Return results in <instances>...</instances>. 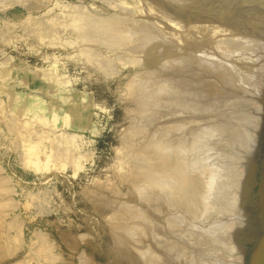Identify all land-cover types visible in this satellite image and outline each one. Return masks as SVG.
<instances>
[{
  "label": "bare ground",
  "instance_id": "obj_1",
  "mask_svg": "<svg viewBox=\"0 0 264 264\" xmlns=\"http://www.w3.org/2000/svg\"><path fill=\"white\" fill-rule=\"evenodd\" d=\"M44 1L0 0V8L4 12L6 6L20 2L38 9ZM155 1L159 5L179 3L183 6V13L173 8L165 11V17L160 12L161 15L139 16L122 10L92 15L70 1L71 12L62 20L51 15L44 21L29 15L23 22L25 29L41 40L46 29L54 30L62 25L71 30L80 42L78 49L81 55L107 73H112L113 68L110 58L100 51L99 47L103 45L126 51L123 55L125 62H141L148 66L144 73L137 71L140 75L143 73L141 76L133 74L127 80L129 95H126L127 100L130 97L134 102L131 110L139 116L138 119H150L145 121L153 122V127L146 132V140L144 138L142 142H136L134 138L125 140L130 136L127 133L129 136L125 135L122 141L126 157L120 166L117 164L119 167L113 177L95 183L87 191L91 203L105 219L111 252L123 255L128 264H244V253L234 232L246 222L240 205L241 190L247 158L258 147V127L264 112L259 105H253V110L250 108L255 103L252 99L258 94L262 97L263 93L264 30L257 28L255 23L260 24L256 13L264 12V0H225L226 5L223 6L227 7L226 13L232 8L242 7V21L240 14H223L219 7L214 9L216 14L210 16L207 12L210 9L203 7V2L196 5L199 0ZM210 1L207 3H215ZM118 5L121 9L125 6ZM48 7L45 13L51 10ZM195 7L200 10L195 9L193 13ZM188 13L192 15L189 14L185 20L180 19ZM226 16L234 18L235 25L239 23L237 32L243 40L235 37V33L226 36L236 29ZM252 18L253 22L256 21L255 26L250 20ZM3 22L8 30L4 39L12 41L17 38L15 22L9 18ZM190 22L193 23L190 25ZM198 25L205 26L200 34L194 30ZM250 31H253L252 36ZM253 37L254 40L250 39ZM234 50L239 51V54L235 52L238 57L234 55ZM231 53L238 58L236 70L231 62V66L227 64L231 60H225L226 55ZM187 58L192 61L197 59L201 67L207 64L210 73L221 78H217L220 82L229 83L228 97L221 93L222 100L218 97L213 101L208 99L207 91L201 86L203 80L210 77L205 79V76L202 80L199 77V80L191 82L185 70L189 67L190 71H194L198 66L196 62H186ZM179 69L186 73L184 77H181L183 72L176 74ZM53 71L39 70L33 76L27 68L19 70L7 57H0V125L12 135L13 144L20 148L26 167L29 165L37 171H50L72 164L76 172L83 166L86 156L85 153H75L76 140L78 131L87 128L91 122V103L90 99L84 103L77 101V96L69 92L61 80L58 81ZM17 73L21 83L28 78L30 85L51 92L53 98L47 102L36 93L17 89L11 83ZM210 80L207 81L212 88L216 87L213 85L216 82L212 84ZM237 85H244L248 93L240 96L243 90H237ZM62 96L64 104L59 99ZM70 97L76 99L73 104ZM220 108L223 109L221 112ZM217 110L219 113H216ZM141 124L147 127V124L140 123L134 129L130 124L134 129L132 133L138 134L147 129L140 128ZM240 147H243L242 152H239ZM121 183L128 185V192L122 191ZM13 191L0 162V261L14 253L22 243ZM11 229L15 230L14 235ZM34 234L36 240L29 245L31 257L37 264H54L57 256L52 251L53 243L40 230ZM70 243L76 245V237L72 236ZM85 254L79 255L80 264H95ZM116 260H121L120 256H115L113 264ZM17 264L27 263L19 259Z\"/></svg>",
  "mask_w": 264,
  "mask_h": 264
},
{
  "label": "rangeland",
  "instance_id": "obj_2",
  "mask_svg": "<svg viewBox=\"0 0 264 264\" xmlns=\"http://www.w3.org/2000/svg\"><path fill=\"white\" fill-rule=\"evenodd\" d=\"M207 1L208 0H203L200 3L199 0V3L197 2L196 5L199 6L203 2V7H205L207 10L212 9L211 11H207L208 15L210 16H214L216 14L214 9L217 7H219V10L223 11V14L229 13V15L234 14L235 16L240 14L241 17L243 15H241L242 7H239L240 10L238 8H232L233 10L231 12L226 13L227 7L223 6L224 4L226 5L225 0H211L210 3L215 2L213 4H208ZM69 2L72 5L81 6L79 8L84 9L87 13L92 15H106L111 14V12L114 13L116 11L122 10L124 13L129 15L137 14L139 16H146L147 14L151 15L156 13L157 15H161L160 13H162L165 17V11L167 9L174 10L176 8L178 13H183V6L181 7L179 3H175L179 7L172 4L171 2L170 4L169 2H166L159 5V3H157L155 0H45L38 9L36 7H28L24 3L20 4V2H13L8 5V7L6 6L4 12L3 9L0 8V57H7L14 67L19 68V70L21 67L27 68L28 72L33 76L39 70L48 71L50 69H54L53 73L57 77L58 81L61 80L62 83L65 84L69 89V92H72L75 96H77V101L84 103L86 100L90 99L92 108V115L90 119L91 122L89 126L78 131V141L76 140L77 147H75V153L77 155L80 152L85 153L86 156L83 160V166L76 172L72 164H68L64 169L55 168L50 171H37L29 165L26 167L22 161L20 148L16 144V146L13 144L12 135L6 130V128L0 125V162L3 165L5 174L8 175L10 184L14 188L13 197L17 204L15 212L18 214V221L21 225L20 231L22 238V243L19 242L20 247L16 249L14 253L1 260L0 264H17L19 259H24L27 264H37V261L30 255L29 245L35 242L36 238L34 233L38 230L44 232L50 242L53 243L52 251L57 256L54 264H80L81 259L79 255L84 252L88 255L87 256L85 254L90 259V261L95 264H113L115 256H120L121 260H116V263L114 264H118V262H120V264H128L127 259L123 255L111 252L108 244L110 241L105 219L101 215V212L94 206L93 203H91L92 201H90L88 198L87 191L89 187L92 185L94 186L95 183L97 184L99 181H105L113 177L112 175H114V171L118 169L117 166L126 157L123 154L124 142H122L123 139H125V135H130H128L129 137L126 136V138L128 137L129 139L125 140L135 139L136 142H142L146 140L144 137L146 132L150 127H153L152 124L154 123L152 122L151 124V121L148 122L150 119H146V117L143 118L144 120L138 119L139 116L135 115L133 113L134 111L131 110L134 107V102H131L132 99L130 97V100H127L128 96L126 95H129V91L126 86L127 80H129L135 74L140 75L138 73L140 71L144 73V69H146L148 66H145L147 65L146 63L143 64L141 62H131L132 64L134 63V65H137H135V67L129 63L130 61L125 62L123 60V55L126 53V51L114 50L103 45L99 47L100 51L105 52L108 58H110L113 68L112 73H107L98 65L92 63L85 56L81 55L78 49L80 42L77 40L76 35L71 30L65 29L62 25L57 26L54 30L46 29L47 32H45L43 40L38 38L35 34H32L29 30L27 31L25 29L23 21L29 15H33L35 18L44 21L55 16L56 19L57 17H59V20L64 19L66 17L65 15H67L68 12H71L70 10L72 7ZM217 2H219V4ZM64 3L67 4L65 5ZM118 4H123L125 6L121 9ZM145 4L147 7L144 6ZM205 4L209 7H207ZM142 5L144 7H141ZM212 5H214V7H211ZM47 7L51 10L45 13L44 11H46ZM180 8L181 11H178ZM195 9L200 10L198 7H195L192 11L193 13ZM258 12L259 13L256 14L258 20H260L258 21L260 23L259 26L257 25L256 21V23L253 22V18L250 20L253 22L254 26L256 24L257 28L264 30V12ZM189 14L192 15V13H188L186 14V17L183 15L180 19H187ZM253 16H255V14ZM226 17H229L230 20L228 21L232 20V26L235 25V21L233 20L234 18L231 19L230 16ZM5 18H9L13 23L15 22L14 32L18 35V37L12 41L8 39L7 41L4 39V33L8 31L3 22ZM242 20L243 17L241 21ZM192 23L190 22V25ZM237 26L239 27L240 25L236 22V25L234 26V28H236L234 30L235 32L228 31L229 33L227 32L228 34H226V36L229 37L230 34L234 35L232 33H235V37H241L237 32V30H239ZM203 29L205 30V26L203 25L194 27L195 32L198 34H200V30ZM249 33L251 36L253 35V31H250ZM202 34L205 35L204 32H202ZM242 38L243 37H241V39ZM250 39L254 40L255 38L253 37ZM262 41H264V39ZM235 52L239 54V51L234 50V55L236 54ZM243 53L247 54L246 52ZM232 54L233 53L226 55L227 57L225 60H227V58L228 60H231H227V64L233 65V69L235 66L234 70H236V66H238V58H235L237 54L235 56ZM232 59L235 60L233 61ZM185 60H187L186 62H189L190 60L191 63L196 62L198 67L201 65L199 62H197V59L192 61L190 58H187ZM229 62L231 63L229 64ZM198 67L194 71L191 69L193 72L190 71L189 67V70L184 68V70L186 69L185 71L187 72V75L181 69L177 70L176 74H181L183 72L181 74L183 76L181 77H184L185 75L189 76L191 82H193L192 80H199V77L201 80L202 78L204 79L205 76H207L205 79L210 77L209 79L211 80L209 82H212V84L213 81L214 83L216 82V85L213 84L216 86L214 87L215 90L212 88L213 86H211V83H208L207 80L209 79L203 80V87L201 86V88H204L203 90L207 91H204L207 93L206 97L208 99L212 98V101L214 98L216 99V97H218L217 99L222 100L223 96L221 97L220 95L223 93L225 97L229 95L230 92L228 91L231 88V86H228L230 85L229 83H223V81L220 82L219 79L221 80V78L217 77L216 75L214 76L212 72L211 74L207 64H202V67H204L203 69L201 66V69ZM242 67L243 68L241 69L244 70V66ZM201 70L202 73H199ZM195 71L198 73L196 74ZM193 73H195L194 75H196V77L193 75ZM190 75H193L194 77H192L194 79H192ZM202 75L204 76L202 77ZM19 80L20 74L18 73L15 74L11 79V83H14L17 89H23L28 91V93H36L41 98H44V100L47 102L53 98L51 92L30 85L28 78H25L23 83H21ZM0 82H2L1 78ZM26 82H28V84ZM218 84H221L223 89L220 88L221 86ZM217 86H219L221 90L220 92L218 91L219 88ZM243 86L244 85H237L236 87L237 90L239 88L243 90V92L240 90L241 93L238 91L240 96L244 95L246 92V89ZM263 86L264 84L262 83V97L260 94L257 95L258 97L256 96L257 98L252 97V100L255 101V103H252L250 106L252 110L254 109L253 105H259L264 111ZM210 87L211 89H209ZM242 87L244 89H242ZM223 90L228 93L223 92ZM212 92L215 94H211ZM217 93L218 96H216ZM219 97H221V99ZM59 99L62 103H65V98L63 96L59 97ZM70 99L72 104L76 100L75 97H70ZM222 108L219 109L220 112L223 110ZM213 113H215V110ZM216 113H219L218 110ZM133 117L139 121H136ZM141 117L142 116H140V118ZM262 117V122L258 127L259 132L263 128L264 112H262ZM145 119L148 120L147 122L149 125ZM133 122L136 124L134 125ZM140 123L147 124V127L146 125H143L144 127H142V124L139 126L140 128L142 127L143 129H147H144L138 134L132 133V131L138 127V124ZM130 124L132 127H134V129ZM71 131H73V129H71ZM144 138L145 140H142ZM242 151L243 147H240L239 152ZM121 184L119 186L121 187L122 191L124 190L125 192L126 190V192H128L129 188H126L128 185L125 183L121 186ZM10 232L13 235L15 234L14 229H11ZM72 236L76 237L77 239L76 245H72L70 243V238Z\"/></svg>",
  "mask_w": 264,
  "mask_h": 264
},
{
  "label": "water",
  "instance_id": "obj_3",
  "mask_svg": "<svg viewBox=\"0 0 264 264\" xmlns=\"http://www.w3.org/2000/svg\"><path fill=\"white\" fill-rule=\"evenodd\" d=\"M240 205L246 222L234 236L244 253V264H264V124L258 147L247 158Z\"/></svg>",
  "mask_w": 264,
  "mask_h": 264
},
{
  "label": "flooded vegetation",
  "instance_id": "obj_4",
  "mask_svg": "<svg viewBox=\"0 0 264 264\" xmlns=\"http://www.w3.org/2000/svg\"><path fill=\"white\" fill-rule=\"evenodd\" d=\"M247 246H250L249 244H247Z\"/></svg>",
  "mask_w": 264,
  "mask_h": 264
}]
</instances>
